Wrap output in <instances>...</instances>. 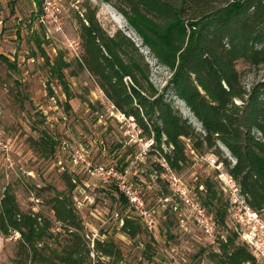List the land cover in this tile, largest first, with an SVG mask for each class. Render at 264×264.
Wrapping results in <instances>:
<instances>
[{"label":"trees","instance_id":"obj_1","mask_svg":"<svg viewBox=\"0 0 264 264\" xmlns=\"http://www.w3.org/2000/svg\"><path fill=\"white\" fill-rule=\"evenodd\" d=\"M105 1L128 17L156 56L173 70L165 89L170 87L186 103L202 128L154 85L149 63L135 41L121 29L108 33L97 19V8L88 3L85 14L78 15L82 50L75 58L77 69L61 56L50 64V77L69 93L67 73L87 69L112 104L134 118L140 137L153 140L146 154H158L179 172L195 157L215 153L246 202L264 213V80L248 88L237 67L239 61L252 66L264 63V0ZM0 58L11 63L2 53ZM153 165L161 180L158 173L165 168L160 162ZM204 185L203 203L223 230L219 249L210 250L209 258L215 264H263L232 226L230 203L216 182L207 178ZM113 186L112 199L127 209L120 216V231L134 240L149 233L129 197ZM33 187L47 209L24 208L11 185L1 194L0 236L20 234L8 264H126L124 251L113 239L87 236L68 196L51 186ZM161 193L168 195L170 190L164 187ZM153 240L151 235L146 242L149 259L154 255Z\"/></svg>","mask_w":264,"mask_h":264},{"label":"rangeland","instance_id":"obj_2","mask_svg":"<svg viewBox=\"0 0 264 264\" xmlns=\"http://www.w3.org/2000/svg\"><path fill=\"white\" fill-rule=\"evenodd\" d=\"M44 1L0 0V53L11 60L9 64L0 58V198L11 185L24 208L47 209L36 198L33 186H51L68 196L89 238L98 236L117 242L125 253L126 264H215L208 252L219 249L223 230L217 228L215 238L205 234L183 192L214 218L203 203L204 180L211 178L231 205L230 187L225 188L220 177V172L227 169L224 164L217 168L218 155L208 152L195 157L177 172L158 154H146L153 140L140 137L134 118L112 104L87 69L76 75L67 73L69 93L49 74L50 64L61 56L74 62L77 69L75 58L82 50L78 15L85 14L86 3L97 8V19L108 33L121 29L135 41L149 63L151 81L201 129L186 103L170 87L165 89L173 70L156 56L113 2L50 0L46 8ZM237 67L248 88L264 80V63L252 66L239 61ZM221 148L235 162L223 144ZM76 151L92 165H129L130 184L141 191L145 204L156 210L155 225L149 233L143 232L134 240L120 231V216L127 209L112 199L117 180L105 184L86 165L75 161ZM153 162L165 168L158 173L161 180ZM151 168L153 172L149 173ZM164 187L170 190L168 195L161 193ZM229 213L235 226L230 209ZM151 235L154 255L149 259L146 242ZM19 236L18 232L0 236V264L10 262Z\"/></svg>","mask_w":264,"mask_h":264},{"label":"built area","instance_id":"obj_3","mask_svg":"<svg viewBox=\"0 0 264 264\" xmlns=\"http://www.w3.org/2000/svg\"><path fill=\"white\" fill-rule=\"evenodd\" d=\"M45 7L48 8L50 0H45ZM75 161L86 165L91 174L101 177L105 184H112L117 180L118 188L124 192L130 200L134 210L139 214L149 229L155 225V212L152 207L145 204L141 191L132 187L129 182V170L127 168L120 170L116 165H92L82 153H74ZM203 157V156H202ZM213 161V160H212ZM216 163V161H213ZM218 169L223 166L222 162L216 163ZM220 177L225 182V188L230 187L229 191L233 195L230 205L231 218L235 223V228L239 231L241 239L248 244V247L256 256L257 260L264 264V217L262 212L251 207L245 200L244 195L240 192V187L233 176L228 172H220ZM184 197L190 202L194 219L202 230L211 238L217 236V221L213 216L206 212L205 208L199 203L194 202L183 192Z\"/></svg>","mask_w":264,"mask_h":264}]
</instances>
